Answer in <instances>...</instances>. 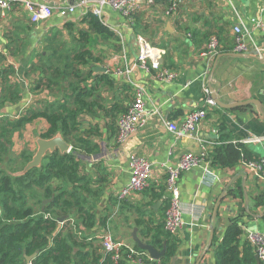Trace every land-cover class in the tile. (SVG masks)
<instances>
[{"label":"crops","instance_id":"crops-1","mask_svg":"<svg viewBox=\"0 0 264 264\" xmlns=\"http://www.w3.org/2000/svg\"><path fill=\"white\" fill-rule=\"evenodd\" d=\"M28 1L48 5L55 11L48 19L32 24L20 4L9 10L0 9V68L14 69L24 89L21 101L17 105H5L0 116L6 114L14 118L36 103L51 102L53 98L46 91L30 92L31 79L29 82L27 71L37 61L38 54L44 52L47 40L51 44L71 45L77 32L88 28L83 23L85 14L90 13L87 9L77 7L73 13L64 15L55 9L69 7L76 0ZM168 6L169 2L154 1L136 14L132 23L109 7L103 9L101 24L116 35L117 48L99 41L92 53L99 61L88 66L106 70L103 73L92 70V75L106 74L112 83H99L101 100L94 107V113L83 114L79 119L82 129L96 127L100 134L93 138L99 145L98 152L82 158L81 169L96 178L99 176L95 174L96 164L100 163L105 172L99 176L104 182L97 215L98 218L108 216L104 225L96 222L94 244L100 247L96 236L105 226L109 227L114 240L131 247L136 244L134 237L145 244L142 232H148V240L155 237L174 245V253L166 264H196L198 261L199 264H215V247L231 224L242 230L241 244L245 243L247 233L264 232V179L257 178L240 164L243 160L264 156V116L252 105L230 110L209 107L197 131L180 140L165 128L164 122L180 126L189 112L202 107L203 88L209 84L222 104L254 99L264 113V63L261 61L264 53L257 58L256 50V47H264V0H178L176 12L167 16ZM251 19H257L262 27L256 28ZM240 20L248 34V52L244 56H221L214 67L215 57L204 55L208 39L215 36L221 48H230L227 53H233L232 27ZM118 34L122 37V46ZM139 38L164 50L161 68L177 72L173 82L158 80L154 70L145 71L140 67L126 73L136 63ZM97 50L101 52L96 53ZM10 79L14 81L15 77ZM135 86L144 89L146 124L119 142L116 121L133 102ZM99 106H103V110H98ZM112 107L117 110L106 114ZM46 129L43 120L26 125L24 130L33 140L34 148ZM201 147L206 152L199 165L181 174L178 180L182 229L167 238L164 229L159 233L158 228L167 205L163 199L167 168L177 166L185 153L199 154ZM225 147H229L227 151L221 149ZM215 152H218L216 162ZM236 153L239 159L234 166H219L217 161H226V157L233 159ZM133 155L150 164V184L146 190L119 202L117 195L129 180V158ZM144 264H159V261Z\"/></svg>","mask_w":264,"mask_h":264},{"label":"trees","instance_id":"trees-1","mask_svg":"<svg viewBox=\"0 0 264 264\" xmlns=\"http://www.w3.org/2000/svg\"><path fill=\"white\" fill-rule=\"evenodd\" d=\"M83 23L87 31L79 30L71 45L51 44L47 40L44 52L38 54L37 61L27 71V79H31L30 92L46 91L53 100L37 103L15 114L14 118L6 114L0 116V264H27L25 258L30 256L33 258L28 264H115L103 254L101 245L94 244L96 222L104 225L108 216L98 218L97 215L104 182L99 176L105 173L104 169L100 163L96 164L95 174L99 175L96 178L81 169L82 158L98 152L99 145L93 138L100 134L96 127L82 129L79 119L83 114L94 113V107L101 100L99 83H112L106 74L92 75L88 65L99 61L92 57V49L99 41L117 48V39L91 13L85 14ZM218 51L222 54L231 49L221 48L219 44ZM89 79L92 83L88 84ZM23 92L15 70L0 68V110L7 104L17 105ZM97 109L103 110V106ZM116 110L117 107H112L106 114ZM36 120H43L47 125L40 138L50 139L59 134L71 150L64 154L55 150L45 155L39 167L16 176L14 174L23 170L34 153L22 150L17 155L8 153L6 156V145L16 132L21 133ZM228 148L221 149L227 151ZM217 154L215 152V162ZM238 159L239 153H236L233 159L226 157V161L217 162L221 167H232ZM47 200L50 201L44 204ZM62 217L65 220L59 223L57 219ZM158 228L161 233L163 220ZM142 234L145 244L158 251L165 247L159 264H166L174 253V245L155 237L148 240V232ZM241 234L236 224L227 227L214 250L215 264H256L250 244L240 243ZM164 236L170 237L166 232ZM133 248L143 252L136 244Z\"/></svg>","mask_w":264,"mask_h":264},{"label":"built area","instance_id":"built-area-1","mask_svg":"<svg viewBox=\"0 0 264 264\" xmlns=\"http://www.w3.org/2000/svg\"><path fill=\"white\" fill-rule=\"evenodd\" d=\"M155 0H76V3L66 8H55L61 14L73 13L75 8L80 7L87 9L93 16L102 22L103 9L109 7L115 12H119L123 18L132 23L134 16L142 11L144 7H150ZM22 5L29 14V20L32 24H38L48 19L53 11L48 5L37 4L28 0H0V9L9 10L13 5ZM178 0L169 1V6L165 10L167 16L176 12ZM4 14V13H2ZM250 22L256 28H261L262 24L257 19H251ZM233 53L246 54L250 45L246 41L248 35L241 24L232 27ZM122 46V37L117 35ZM123 48V47H122ZM219 43L215 36H211L206 43L204 55L216 57L219 54ZM257 58H261L264 53V47H256ZM164 50L153 47L146 40L139 38L137 40L136 63L126 70L129 73L135 67H140L145 71H155V78L164 82H173L178 74L176 71L161 68V60ZM204 97L202 107L189 112L184 122L177 126L171 122H164L165 128L171 132L176 140L190 137L197 131L199 124L206 117V109L214 107L209 90L203 88ZM144 89L135 86L134 100L129 107L118 117L116 121V130L119 142L124 141L130 134L146 124L147 114L143 110ZM205 148L201 147L199 154L191 152L185 153L179 159L177 166L168 167L164 182L166 209L163 218V229L169 236H175L182 229V210L179 200L178 180L181 174L189 172L199 165L200 159L205 155ZM130 176L127 184L120 190L117 195L119 202L124 201L129 196L140 193L149 187L151 180L150 164L139 156H130ZM240 164L249 169L257 178L264 179V156L253 159L243 160ZM83 230V229H82ZM95 236V235H94ZM102 247L105 256H109L113 263L126 262L127 264H144L149 259L146 252H141L112 238L108 226L96 236ZM252 248L254 256L257 257L259 264H264V232H249L245 236ZM150 260V259H149Z\"/></svg>","mask_w":264,"mask_h":264},{"label":"water","instance_id":"water-1","mask_svg":"<svg viewBox=\"0 0 264 264\" xmlns=\"http://www.w3.org/2000/svg\"><path fill=\"white\" fill-rule=\"evenodd\" d=\"M155 1L156 2H160V1L169 2L171 0H155ZM224 55L244 56L243 54H239V53L218 54L215 57L214 67H215V64H216L217 60L221 56H224ZM261 61L264 63V60H261ZM91 68H92V70H94L95 73H103V72L106 71L104 69L95 68V67H92V66H91ZM207 88L209 90V95H210L212 101L214 102L215 106H217V107H219L221 109L230 110V109H233V108L238 107V106L252 105V106H255V108H256V110H257V112L259 114L264 116V113L261 111L260 104H259V102L257 100L250 99V100H247V101H244V102H238V103H232V104H222L217 99L218 93L216 91H213L212 86L209 84ZM24 102H25V100H24ZM55 150H58V152L60 154L69 153L70 150H71V146L69 144L65 143L64 140L62 139L61 135H59V134H57L56 136H54V137H52L50 139H42V138L37 139L36 140V151H35L33 157L25 165L23 170L20 171L19 173L15 174V175L16 176H20V175L25 174L30 169L39 167L40 164H41V161L45 157V155L53 153ZM49 201L50 200L43 201V203L45 204L46 202H49ZM217 204H218V202L216 203L215 207H217ZM215 211H216V208H215ZM215 211H213L212 216L215 215ZM64 220L65 219L63 217L57 219V221L59 223H62ZM212 233L213 232H212V229H211L210 237L212 236ZM134 240H135L136 245L138 246V248L148 254V257H149L150 260L159 261L165 254V247L164 246H163V248L160 251H158L153 246L144 244L143 242H141L139 239H137L135 237H134ZM32 258H33V256L26 257L25 258L26 259V263L28 264ZM254 260H255L256 264H259L258 259H257L256 256H254ZM196 264H199V261Z\"/></svg>","mask_w":264,"mask_h":264},{"label":"rangeland","instance_id":"rangeland-1","mask_svg":"<svg viewBox=\"0 0 264 264\" xmlns=\"http://www.w3.org/2000/svg\"><path fill=\"white\" fill-rule=\"evenodd\" d=\"M95 49H97V46L95 47ZM95 49H92V53H93V51L95 50ZM98 52H101L100 50H97V52L96 53H98ZM29 80V82H30V79H28ZM37 104V103H36ZM22 136H21V135ZM20 136V137H19ZM24 136V137H23ZM34 142H33V140L29 137V133L28 132H26L24 129L22 130V132L20 133H15L14 135H13V137L11 138V143H8L7 145H6V148H7V150H8V152H7V155L6 156H9L10 154H19V152L20 151H22V150H31L32 149V151H33V153H35V151H36V148H34V144H33ZM8 153H9V155H8ZM6 158L7 157H4V160H6ZM0 166H2V164L0 165ZM19 173V172H18ZM8 174H13V173H8ZM17 174V173H16ZM15 175V174H14ZM29 202L30 203H32L33 202V200H31V198H29Z\"/></svg>","mask_w":264,"mask_h":264},{"label":"flooded vegetation","instance_id":"flooded-vegetation-1","mask_svg":"<svg viewBox=\"0 0 264 264\" xmlns=\"http://www.w3.org/2000/svg\"><path fill=\"white\" fill-rule=\"evenodd\" d=\"M28 108H30V107H28ZM28 108H25V109H28ZM25 109H23V111H24Z\"/></svg>","mask_w":264,"mask_h":264},{"label":"clouds","instance_id":"clouds-1","mask_svg":"<svg viewBox=\"0 0 264 264\" xmlns=\"http://www.w3.org/2000/svg\"><path fill=\"white\" fill-rule=\"evenodd\" d=\"M148 261V260H147Z\"/></svg>","mask_w":264,"mask_h":264}]
</instances>
